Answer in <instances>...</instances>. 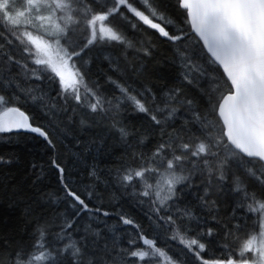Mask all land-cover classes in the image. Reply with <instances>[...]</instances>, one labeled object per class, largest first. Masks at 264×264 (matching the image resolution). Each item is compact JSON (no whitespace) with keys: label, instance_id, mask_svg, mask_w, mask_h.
Segmentation results:
<instances>
[{"label":"snow or ice","instance_id":"obj_1","mask_svg":"<svg viewBox=\"0 0 264 264\" xmlns=\"http://www.w3.org/2000/svg\"><path fill=\"white\" fill-rule=\"evenodd\" d=\"M0 264H264V0H0Z\"/></svg>","mask_w":264,"mask_h":264},{"label":"trees","instance_id":"obj_2","mask_svg":"<svg viewBox=\"0 0 264 264\" xmlns=\"http://www.w3.org/2000/svg\"><path fill=\"white\" fill-rule=\"evenodd\" d=\"M28 147H31L33 152H35L37 155H39V146L35 145L32 142H28L27 145H25L24 143H20V144H8L3 142L2 140H0V151H12V150H18L20 152H25L27 150Z\"/></svg>","mask_w":264,"mask_h":264}]
</instances>
